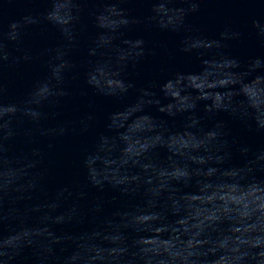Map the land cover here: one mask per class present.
<instances>
[{"label":"water","instance_id":"water-1","mask_svg":"<svg viewBox=\"0 0 264 264\" xmlns=\"http://www.w3.org/2000/svg\"><path fill=\"white\" fill-rule=\"evenodd\" d=\"M4 55L0 264H264V0H0Z\"/></svg>","mask_w":264,"mask_h":264},{"label":"clouds","instance_id":"clouds-1","mask_svg":"<svg viewBox=\"0 0 264 264\" xmlns=\"http://www.w3.org/2000/svg\"><path fill=\"white\" fill-rule=\"evenodd\" d=\"M202 0H186L187 3V11L192 13H197L200 10V4ZM7 55H4L0 60H6ZM62 95H67V92L61 93ZM14 111V109H13ZM261 129H264V126H261ZM11 134V133H10ZM174 250L177 252H183V245L181 243H177L174 246ZM256 252H264V249H256ZM161 260L166 259V254L161 253L160 255ZM181 258L177 256L173 261V264H180ZM256 262V255L254 253H250L249 249L246 246H238L236 248V253L234 257V264H255Z\"/></svg>","mask_w":264,"mask_h":264}]
</instances>
